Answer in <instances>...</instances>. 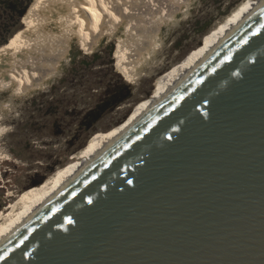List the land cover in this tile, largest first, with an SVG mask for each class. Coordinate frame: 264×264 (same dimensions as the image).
Masks as SVG:
<instances>
[{
    "label": "water",
    "instance_id": "obj_1",
    "mask_svg": "<svg viewBox=\"0 0 264 264\" xmlns=\"http://www.w3.org/2000/svg\"><path fill=\"white\" fill-rule=\"evenodd\" d=\"M0 264H264V0L2 241Z\"/></svg>",
    "mask_w": 264,
    "mask_h": 264
},
{
    "label": "bare ground",
    "instance_id": "obj_2",
    "mask_svg": "<svg viewBox=\"0 0 264 264\" xmlns=\"http://www.w3.org/2000/svg\"><path fill=\"white\" fill-rule=\"evenodd\" d=\"M262 1L241 2L222 22L216 24L202 46L192 51L184 62L157 77L151 95L137 104L122 124L106 133L95 134L74 155L73 162L42 184L30 188L14 205L5 207L0 212V244L84 169L90 160L120 137L157 99L181 82L207 55H211ZM33 2L32 8L25 12L24 28L0 47V143L2 136L11 132L9 121L18 104L33 93L46 92L54 81L62 77L72 57L74 40L79 50L89 55L104 40H113L117 71L128 82L135 84L143 77L148 78L145 76L147 68L162 45L163 27L177 23V17L187 14L188 10L184 11V8L189 7L190 0ZM1 151L0 157L3 158L5 153Z\"/></svg>",
    "mask_w": 264,
    "mask_h": 264
},
{
    "label": "rangeland",
    "instance_id": "obj_3",
    "mask_svg": "<svg viewBox=\"0 0 264 264\" xmlns=\"http://www.w3.org/2000/svg\"><path fill=\"white\" fill-rule=\"evenodd\" d=\"M26 1L27 9L32 8L33 0ZM243 1L190 0L189 7L183 9L188 10L187 14L177 17V23L163 27L162 45L147 68L148 78L135 84L118 73L113 40H104L90 55L80 51L74 40L72 57L62 77L46 92L26 97L11 113V132L2 136L0 143L1 152L8 153L7 157H0V212L73 162L74 155L95 134L122 124L133 108L151 95L157 77L184 62L204 44L216 24ZM6 9L0 4L3 22L7 21ZM17 19L3 28L0 47L24 28V19ZM115 96L121 102L105 109L106 101Z\"/></svg>",
    "mask_w": 264,
    "mask_h": 264
},
{
    "label": "flooded vegetation",
    "instance_id": "obj_4",
    "mask_svg": "<svg viewBox=\"0 0 264 264\" xmlns=\"http://www.w3.org/2000/svg\"><path fill=\"white\" fill-rule=\"evenodd\" d=\"M0 4H2V5L4 4V6L7 8L5 10V12L7 13V15H6V18H7L6 20L7 21L3 22V15H2V19H0V34L3 33V28H6L7 26H10L12 20L17 19V18H18L17 20H19L21 18L24 19V17L26 16L25 15L26 13L24 14V12L28 11L31 8V7H29L27 9L28 6H27V1L26 0H8V1L7 0L3 1L2 0L0 2ZM22 14H24L23 17H22ZM118 101L119 100L116 99V96H115V99L111 98V100H107L103 107L105 109L109 108L112 105H115L114 102H116V104H117Z\"/></svg>",
    "mask_w": 264,
    "mask_h": 264
},
{
    "label": "trees",
    "instance_id": "obj_5",
    "mask_svg": "<svg viewBox=\"0 0 264 264\" xmlns=\"http://www.w3.org/2000/svg\"><path fill=\"white\" fill-rule=\"evenodd\" d=\"M6 43V42H5Z\"/></svg>",
    "mask_w": 264,
    "mask_h": 264
}]
</instances>
